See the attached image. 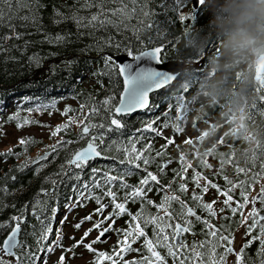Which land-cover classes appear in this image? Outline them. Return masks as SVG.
Masks as SVG:
<instances>
[{
    "label": "trees",
    "instance_id": "obj_1",
    "mask_svg": "<svg viewBox=\"0 0 264 264\" xmlns=\"http://www.w3.org/2000/svg\"><path fill=\"white\" fill-rule=\"evenodd\" d=\"M26 2L34 5V14L38 20L35 24L31 21H21L18 18L12 21L14 30L24 35L20 38H12V29L0 26V37L4 35L10 37L7 41L0 40V45L4 48L3 51H0V120H4L19 107L21 120L28 117L38 123L17 130L15 121L8 122L4 124L3 129H0V134L6 129L23 131L31 128L45 130L48 134L45 136L24 134L23 136H32L36 141L27 145L26 148L19 146L17 139L11 145L3 143V147H0V153L5 152L8 148H12L14 153H20L18 156L7 158L0 156V244L11 229L13 222L10 217L23 214L26 222L20 224L19 240L26 241L33 250H36L35 238L31 233L35 231L39 235L41 227L37 217L32 215L30 202L41 186H51L50 183L44 182V177L59 172V165L68 155L87 141V138L77 139L79 128L76 122L69 124L67 132H58L56 136L50 135L51 130L56 125L66 122L69 116H74L77 122L81 119H85L87 122L84 112H87L94 104L99 105V102L110 91L116 100L119 99L118 93L122 88V83L110 88L108 77L100 74V69H103V56L105 54L113 56L120 54L115 47H106L109 39L113 45H119L121 49L130 46L133 53L143 50L145 47L163 44L162 60H177L184 64L197 63L199 65L196 69L182 70L169 84V87L151 93L149 106L146 110L129 117H117L122 119L126 126L119 132L105 134L101 150L103 158L100 157L102 163L107 161L106 157H113L114 159H110L111 162L113 160L120 161L125 149H128L131 154L132 148L140 151L144 149L145 144H149L150 148L144 149L141 155L150 157L151 163L145 167L143 161H139L140 168H133L131 176L137 180L143 177L148 169L159 168L160 174L157 178L162 180L163 175L159 166L162 160L167 159L170 155L171 146L168 143V138L172 140L173 132L176 131L174 128H168V125L185 121L208 123L210 119H213L214 123L223 121L252 123V128H241L235 133L248 146V141L251 138L250 132H252V145L254 146L252 160L256 165L257 158L260 155L264 156V152L260 154L255 151L258 147L264 148V99H262L264 91L253 72L256 55L264 51V39L260 40L258 38L260 34H258L254 40L247 39L230 44L228 35L218 26L219 18L223 15L220 6L224 0H220L212 11H208L210 0H202L197 9H192L190 0H181L179 4H177V0H26ZM98 2L103 4L104 9H113L124 5L128 9L135 7V12L123 21L118 16L111 17L116 24L115 27L108 24L101 26L96 22L93 26H84L78 29L75 21L70 17L73 13L84 17L82 24L87 25V18L98 11L96 8ZM86 4L90 6L82 7ZM145 12L148 15H144ZM27 15H29L27 8H22L17 13V16ZM180 15L185 16L184 21H180ZM134 28L142 29V31L136 33L133 31ZM157 30L163 35L156 38L153 43H147V37L149 35L156 37ZM44 34L52 37L57 34H70L69 38L72 42L66 46L41 42ZM25 40L33 43L25 48ZM258 42L259 44H257ZM86 45H93V47L87 52L78 51ZM97 46H99V51L96 50ZM223 47H229L235 53L230 58L223 59L219 55L220 49ZM204 50H206L205 54ZM33 53L42 57L39 67L30 66L27 61V57ZM49 53H57V55H49ZM69 59L77 62L67 68L64 62ZM26 96L29 97V100L19 104V101ZM171 97L172 99H170ZM177 97L179 99H176ZM36 104H51L52 106L42 108L39 112L26 111ZM81 104L86 105L85 109H80ZM169 104H171V108L168 107ZM66 105L74 111L61 115ZM177 106L180 108L179 121L175 119ZM166 112L167 115H165ZM101 114H103V109H101ZM150 121L152 122L151 127L155 128L156 132L143 128V125ZM91 122L99 125L102 121L99 116H96L91 118ZM137 129L140 131H136ZM215 133L216 130H210L207 137L214 135L211 143L215 145L210 150V155L219 163ZM61 137L76 141V143L59 151L54 160L49 156L47 161L42 162L45 167L35 176L33 175L35 168L31 166L23 174L15 171L16 166L24 161L25 157L34 158L38 152L45 150L46 145L54 144ZM160 139L162 141L157 143ZM96 143L99 144L100 141L97 140ZM162 146L165 147L162 148ZM157 152H160L161 155L157 156ZM240 155L243 159L248 154L240 152ZM106 167L108 165L99 169L101 172L109 171ZM91 168V163L88 162L81 183L88 180ZM12 176L16 177L15 182L6 179ZM52 178L60 179L58 176ZM5 188H7V193L4 192ZM71 189L72 183L60 185L59 201L50 202L45 211L40 212L38 209L40 220H45L46 217L53 216L50 210L52 203H56L57 206V213L51 220L52 228L49 239L44 244L45 248L47 244L56 239V229L63 213L66 212L64 205L69 203L67 198L72 196L74 201ZM25 202H29L27 206H25ZM91 202L92 200H89L82 207L75 208L88 209L84 214L86 216L89 214ZM145 214L149 213L145 211ZM5 221H8V226H3ZM128 221V224L120 223L114 228H128L131 224L130 217ZM140 223L143 222L140 221ZM163 223L167 225L169 219L164 218ZM132 226L134 227V225ZM145 233L153 237V226L150 224L146 226ZM114 234L110 253L119 247L116 241L120 237L115 231ZM142 243V239L138 238L131 246L139 251L126 252V255L137 253L138 255L134 256L136 259L149 256L147 250L142 247ZM61 244L64 246V238L61 240ZM57 248L60 247H56L47 254V260ZM157 249L166 252L163 248L158 247ZM16 251L22 252L23 249L19 248ZM104 252L108 253V250L104 249ZM67 253H65L64 264H69V258L74 256L73 253L69 255ZM89 254L95 256L92 252ZM0 259L15 264L12 256H5L1 251ZM56 260L47 264H53ZM44 261L45 254L41 253L38 264H44ZM105 263L106 260L100 261V264Z\"/></svg>",
    "mask_w": 264,
    "mask_h": 264
},
{
    "label": "snow or ice",
    "instance_id": "obj_2",
    "mask_svg": "<svg viewBox=\"0 0 264 264\" xmlns=\"http://www.w3.org/2000/svg\"><path fill=\"white\" fill-rule=\"evenodd\" d=\"M180 2L181 0H177V4ZM192 3L195 6L197 0H192ZM199 4H201V0H199ZM85 6L90 5H82V7ZM22 8H27L29 10V15L17 16V13ZM96 8L98 11L91 14L87 18V25L82 24V21L85 18L75 15V13H73L70 18L75 21L78 29L84 26H93L96 22H98L101 26L108 24L115 27L116 24L113 19H111V17L118 16L121 21H123L131 17L135 12V7L128 9L124 5L113 9H104L103 4L99 2L96 4ZM34 13V5L27 3L26 0H0V26H5L12 29V38H20L22 35H24L23 33L16 32L14 30L12 21L18 18L21 21H31L33 24H35L38 20V17ZM144 15H148V13L145 12ZM179 19L180 21H184L185 16L180 15ZM37 31H39V28H37ZM133 31L139 33L142 31V29L134 28ZM162 35L163 33L157 30V36L153 37L149 35L147 37V43H153L156 38ZM69 36L70 34H57L55 37H52L48 34H44L41 42L66 46L72 42ZM9 38L10 37L8 35H4L3 37H0V40L7 41ZM30 43L33 42L25 40L24 47L26 48ZM141 43L143 44V42ZM13 47H16V45H13ZM92 47L93 45H86L84 48L79 49L78 51L87 52L91 50ZM106 47H115L116 51L121 53L115 57L112 54H105L103 56V69H100V74L102 76L108 77L110 88L119 86V83L122 81V88L118 93L119 99L116 100L115 96L110 91L109 94L99 102V105L94 104L87 112H84L87 122L85 119H81L77 122L75 121L74 116H69L66 122L56 125L51 130L50 135L56 136L58 132H67L69 124L76 122L79 128L77 139L79 140L87 138V143L83 147L75 149L68 155L63 163L59 165V172L44 177V182L50 183L51 186H41L36 196L30 202L32 205V215L37 217L41 227L39 235H37L35 231L31 233V235L35 238L36 250H33L31 246L26 243V241H21L18 239V235L21 231L20 224L26 222L25 216L23 214L13 215L10 217V220L13 222L11 225V230L8 231L7 235L3 239L2 244H0V250H2L4 254L12 256L14 258L15 264H38L41 253H44V264H47V254L51 253L56 247H60L62 251L58 259L54 261L53 264H64L65 253H73L74 255L75 253L73 250L75 247L82 244L85 250L95 254L97 258L95 264H100V261L103 260L109 261L110 264H118V262L119 264H145V261H147V264H166V257L157 251V248L159 247L165 249L166 255L173 258V264H205V260L203 259L204 252L197 250L198 247H204L203 241L200 242L199 246L195 241L193 242L191 248V257L185 256L184 259L180 258L179 254L182 250L184 252L188 251V247L180 239V235L182 233L191 231L192 222L190 220L184 219L183 223H175L173 234L169 236L166 233V228H170L172 225L171 223L165 225L163 220L164 218H168L171 221L172 214L170 211H165L164 216L145 214V203L148 205H153L159 211L160 209H167L168 202L175 200L181 204L182 209L186 208V213L182 212V215L194 216L196 221L202 222L205 227L209 228L208 236L211 237V240L208 244L210 264H225V257L234 251L232 232L235 231V229L231 228L232 215H235L238 211L242 210L243 204L249 202L247 194L244 191V184L246 183L245 181H238L237 184L232 185V188L240 187V196L243 201L242 203L236 202L235 207H233L230 203L233 200V197L225 192L223 206L219 209V213H224L225 209H227L232 215H220L219 219L221 223L218 228L214 225H209L208 220H201V217L195 215L192 208L186 207L183 201H180L178 196L166 195L162 197L160 204H154L152 200H147L146 191L150 190L148 188L149 182L155 181L157 184L159 183L157 176L152 172H147L146 176L141 179L136 186L126 183L124 177L126 175H130L133 168H140L139 161H143V165L145 167L151 163L150 157L141 155L144 149L150 148L149 144H145L144 149H141L140 151L132 148L131 154L129 153L128 149L124 150V159L119 161L120 174L118 176L110 175V171L113 169L101 172V170L98 168H91L89 170L88 180L81 183V180L83 179V172L87 163L94 158L102 156L101 150L103 149V139L105 134L119 132V130L126 126L124 121L117 117L128 116L129 114L134 113L136 110L145 109L147 106H149V94L154 90H158L162 86L167 85L169 83L168 74L175 70L173 63L164 66V62H162L159 58V53L164 47L163 44L150 48L145 47L144 50L133 53L130 46H125L124 49H121L119 45H113L111 39H109ZM3 50V46L0 45V51ZM96 50L99 51V46H97ZM49 55H57V53H49ZM27 61L30 66L39 67L42 57L33 53L27 57ZM76 62V60H66L64 62L65 67L70 68ZM101 87H103V85H101ZM170 99H172V97ZM176 99L179 98L177 97ZM27 100H29V97H23L19 101V104H23ZM51 106V104H36L34 107L29 108L26 111L39 112L42 108ZM85 107V104L80 105L81 110L85 109ZM157 107H159V105H157ZM168 107L171 108V104H169ZM101 109H103V114H101ZM69 111L74 110L70 109L66 105L63 112H61V115H65ZM175 112V119L176 121H179V106L175 108ZM165 115H167V112ZM96 116H99L102 121L99 125L91 122V118ZM13 121H15V128L17 130L25 126L38 123L37 121L31 120L28 117H25L21 120L19 116V107H17L16 111L9 114L4 120H0V129H3L4 124ZM151 123L152 122L150 121L144 124L143 128L151 129V131L156 132V129L151 127ZM174 129L179 131V127L176 125H174ZM136 131L140 130L137 129ZM3 134L6 135V133ZM157 135H159V133H157ZM97 140L100 141L99 144L96 143ZM35 142L36 141L33 139V137L28 135L17 138V144L22 148H26L27 145ZM171 142V138H168V143ZM72 143H76V141L66 140L61 137L60 139L56 140L54 144L46 145L45 150L42 153L38 152L34 158L25 157V160L16 166L15 171L17 173L23 174L25 170L31 166L35 168V171L33 172V175L35 176L43 167H45V164L42 162L47 161L49 156H51L54 160L56 158V154L59 151L66 149L67 146ZM163 147L165 146H162V148ZM18 155H20V153H14L12 148H8L5 152L0 153V156H4L5 158ZM156 155L159 156L161 153L157 152ZM181 161L184 162L183 154H181ZM159 167L162 170L164 164L162 163ZM208 167H210V165H208ZM241 171H243V169H236V172ZM53 176H58L60 179H53ZM197 176L198 173L193 170L192 179L194 181H196ZM261 177H264V164L260 165L259 173H252L251 177H249V180L251 182L259 183ZM6 179H10L11 181L15 182L16 177L12 176L7 177ZM225 179L227 178L225 177ZM66 183H72L71 191L74 194V201L72 196L67 198L69 203L64 205L66 211L70 212L73 208L77 206L82 207L85 202L94 200L97 207L93 209V213H95L96 216L100 218H97L95 222L91 223V226L83 231L79 239L69 236V240L74 242L66 247L61 244L63 236L61 229L57 228L56 239L47 244V247L45 248L44 244L49 239V233L52 228L51 220L57 213L56 203H52L50 209L53 216L46 217L45 220H40V212L47 210L50 202L59 201L60 185ZM117 183H119V189H126V191H124L123 199L120 202L117 200V191L113 190ZM207 184L208 181L205 180V185ZM211 187L215 188L218 193L220 192V189L216 184H212ZM251 187L252 183H248V188L250 189ZM105 188L107 191L104 190ZM179 189L183 191L185 189V185L181 183L179 185ZM97 190H99V192L102 194H97ZM204 191H207L206 187L201 189V192ZM4 192L7 193V188L4 189ZM41 197H43V199H41ZM105 198H107V200H105ZM193 198L197 201L200 199V197L195 196V194ZM257 199L260 200L261 207L264 208V184L260 185L258 195L252 197L253 205ZM137 200L142 202L140 208H138L136 213L133 214L128 211L126 204L129 201L136 202ZM28 203L29 202H25V206H27ZM214 203L215 202L213 201L201 205L202 209L207 210L208 214L212 217L217 216V210L213 208ZM108 207H111V211L107 212V214H103L104 210ZM38 209L40 212H38ZM124 214H127L130 217V226L125 229L114 228L116 218L121 217ZM249 218H251V224H245V221ZM66 219L67 217L65 216L61 219L60 223L63 224ZM92 219L93 214L90 213L81 217L80 220L72 224L71 227L74 229H79L84 221H92ZM258 219L264 221V216H259L257 208L253 206L247 215L242 216L240 220L236 221L237 227L241 225L245 227L244 235L248 238L245 240L244 244L239 246L240 250L234 252L235 264H244L242 261L244 249L251 245L253 240H258L260 244V247L257 249V254H264V224L261 225L260 235H251L253 229L257 226ZM225 220L229 221L227 226H225L223 223ZM140 221L143 223H140ZM158 221H160V223H158ZM125 223L128 224L129 221H125ZM105 224L107 225L106 227L104 226ZM149 224L153 226L154 239H150L145 233V227ZM132 225H134V227ZM3 226H8V221H5ZM94 229L97 230V235L95 238L88 243H83L84 239L88 237L90 232ZM111 230H114L117 233V236L120 237L116 241L119 247H117L111 253V255L104 251H97L92 247V245L95 243L101 242V238ZM217 235H219L218 241L216 240ZM138 238H142V247L146 249L150 255L147 257L142 256L139 259H122L126 252L139 251V249L133 248L131 246L138 240ZM19 248H22L23 251L17 252L16 249ZM217 248L221 249V251L218 253L219 260H216L213 256V254L216 253ZM198 257L200 258L199 261L196 259ZM0 264H10V262L0 259ZM258 264H264V259L259 260Z\"/></svg>",
    "mask_w": 264,
    "mask_h": 264
},
{
    "label": "flooded vegetation",
    "instance_id": "obj_3",
    "mask_svg": "<svg viewBox=\"0 0 264 264\" xmlns=\"http://www.w3.org/2000/svg\"><path fill=\"white\" fill-rule=\"evenodd\" d=\"M191 1V0H190ZM206 48V47H205ZM206 50H204L205 54ZM211 55V54H210ZM184 64V63H183ZM199 64L197 63H188L185 64L184 69H196ZM182 69V70H184ZM255 74V73H254ZM257 78V82L260 76L255 75ZM259 84V83H258ZM170 85H166L164 88L169 87ZM264 91V87H262ZM161 90V89H160ZM158 90V91H160ZM156 91V92H158ZM262 99H264V93L262 95ZM147 109V108H146ZM144 109V110H146ZM141 110L140 112H142ZM132 116L128 115L127 117ZM174 125L179 127V131L173 132V139L172 142L169 143L171 146L170 155L167 159H163L160 165L164 164V170H160L161 174L163 175L162 180H157L159 183L155 181H150L148 188L150 190L146 191V199L152 200L154 204H160L162 197L166 195L171 196H178L180 201H183L186 207H190L193 209L195 215L200 216L201 220H208L209 225H214L217 228L219 227L221 221L219 219L220 215H232L225 209L224 213H219V209L223 206V200L225 198V192L233 197V200L230 202L233 207H235L236 202H243L240 196V187L232 188L233 184H237L238 181H245L244 184V191L247 194L248 203L243 204L242 210L238 211L235 215H232V223L231 228L235 229L232 232L233 236V253H229L225 257V264H235V251H239V246L244 244L245 240L248 238L244 235L245 227L243 225L237 227L236 221L240 220L242 216H245L249 213L250 209L255 206L258 210L259 216H264V208L261 207L260 200L257 199L252 202V197L257 196L259 193L260 185L264 184V177H261L259 183L251 182L249 177H251L253 172L259 173L260 172V165L264 164V156L260 155L257 158V165L252 160V149L254 146L252 145V132H250L251 138L248 141V146L245 145V141L239 138V135L235 133V131L245 128L251 127L252 123H239V122H213V119H210L208 123L202 122H189V123H173L169 124L168 128H174ZM155 126V125H154ZM194 129L197 133H195V138L193 140L187 136L186 131L187 129ZM210 130H216L215 135L217 136V154L219 155V163L212 159L210 155V150L214 147L215 144H212L211 141L214 138V135L211 137H207ZM158 141L157 143H160ZM156 143V144H157ZM208 146V147H206ZM209 150V151H207ZM258 153L262 154L264 152L263 147H258L255 149ZM240 152H247V157L241 159ZM181 154L184 156V162L181 161ZM103 158V157H102ZM102 158H95L91 161L92 168H102L103 166L108 165V170L113 169L110 171V175L118 176L120 174V165L119 161L113 160L112 162L110 159H114L113 157H106L107 161L105 163L101 162ZM124 159V155L122 160ZM210 165V167H208ZM148 166V165H147ZM243 169L241 172H236V169ZM193 170L198 173L196 181L192 179L193 177ZM147 172H152L154 175L158 177L159 168L156 170L148 169ZM147 172L143 175V177L135 180L131 174L126 175L124 177L127 184L136 186L138 182L143 179ZM182 173V176H181ZM225 177L227 179H225ZM205 180L208 181V184L205 185ZM183 183L185 185V189L181 191L179 189V185ZM248 183H252V187L248 188ZM216 184L217 187L220 189L218 193L215 188H212L211 185ZM167 186V187H166ZM207 188V191L201 192L202 188ZM159 189V190H158ZM107 191V189H104ZM117 191V200L120 202L123 199L124 191L126 189H119V183H117L113 189ZM100 193L97 190V194ZM102 194V193H101ZM200 197L199 201L195 200L193 196ZM118 195H120L118 197ZM107 200V198H105ZM215 202L213 204V208L217 210V216L212 217L208 214L207 210L202 209L201 205L204 203ZM140 200H137L135 203H131L130 201L126 204V208L129 212L135 214L134 212L140 208L141 205ZM97 205L94 200L90 203L89 207V214H93V219L90 221L91 223L95 222L97 217L95 213H93V209L96 208ZM136 208V209H134ZM144 210L147 211L151 215L156 216H163L165 211H170L172 214L171 223L172 227L166 229V233L171 236L173 234V229L175 223H183L184 219H188L192 222L191 231L187 233H182L180 235V239L184 242L185 245L188 247V251L184 252L181 251L180 258L184 259L185 256L191 257V248L193 242L195 241L199 246L200 242H204V247L199 248L197 250L204 252L203 259L205 260V264H210L209 261V241L211 237L208 236L209 228L205 227L202 222H198L195 220L194 216H187L182 215L186 213V208L182 209L181 204L175 200L169 201L167 209H160L157 210L156 207L153 205L144 204ZM111 211V207H108L104 210L103 214H107V212ZM152 211V212H150ZM129 216L127 214L122 215L121 217L116 218L115 225L120 223L126 224L125 221H128ZM168 223V224H169ZM225 226L229 224V221H223ZM245 224H251V218L245 221ZM264 224V221L258 219L257 226L253 229L251 235H260L261 225ZM106 225V224H105ZM104 225V226H105ZM97 232V230L94 229ZM227 234V233H224ZM147 235V234H146ZM148 236V235H147ZM115 234L114 230H111V236L103 242H98L100 248H95L97 251H104V249L108 250V254L111 253V243L106 242L113 238L114 240ZM150 239H154V237L148 236ZM142 239V238H139ZM216 240H219V235H217ZM171 242V241H170ZM105 245V246H103ZM260 247L258 240H253L252 244L249 245L247 248L244 249V253L242 255V261L244 264H258V261L264 259V254L258 255L257 249ZM161 255L166 257V264H173V258L171 256H167L166 252L160 251ZM219 251L221 249L217 248L216 253L213 254L216 260H219ZM130 255V256H129ZM136 254L126 253L124 254L122 259L131 260L134 258ZM199 261V257L196 258ZM95 256L92 255L91 263L95 264ZM105 264H110L109 261L106 260ZM119 264V262H118ZM147 264V261H145Z\"/></svg>",
    "mask_w": 264,
    "mask_h": 264
},
{
    "label": "rangeland",
    "instance_id": "obj_4",
    "mask_svg": "<svg viewBox=\"0 0 264 264\" xmlns=\"http://www.w3.org/2000/svg\"><path fill=\"white\" fill-rule=\"evenodd\" d=\"M219 2H220V0H210V5L208 7V11H212ZM259 39L261 40V37ZM257 44H259V42ZM251 49H252V47H251ZM220 52L221 53L219 55H221V58H223V59L230 58L232 56V54L235 53V52H232V50L229 47L221 48ZM182 65L185 66V64H183V62H182ZM189 122L190 121H185L184 123H189ZM185 131H186L187 136H189L191 140H193L195 138V133H197V132L194 129L189 128ZM3 133H6V135H4ZM3 133L0 134V143H1L0 147H3L2 146L3 143H6V144L10 143V145H11L15 141V139L23 136L24 134H34L36 136H40V135L45 136L48 134L47 131L37 129V128H31V129H27V130H23V131H14L13 129H6V131ZM206 147H208V146H206ZM87 210L88 209L81 210V209L73 208L70 212L66 211L67 213L66 212L63 213L61 219L64 218L65 216L67 217V219L63 224H61L59 222L58 228L61 229V233H62V236L64 238V246L65 247L74 242V241L69 240V238H68L69 236H73L75 239H79L80 236L82 235L83 231L91 226L90 221H84L81 224V227L79 229H74L71 227L72 224H74L77 220H79L82 216H84V214ZM61 219H60V221H61ZM96 235H97V232L92 230L90 232L89 236L84 239L83 243H88L89 241L94 239ZM111 242H113V238L108 240L105 245H107L108 243H111ZM98 244L99 243H95L94 245H92V247L100 248L101 245L99 246ZM105 245H103V246H105ZM61 251H62L61 248H57L53 252V254L49 257V259L47 260V263H50L51 261L58 259ZM74 253H75L74 256L72 258H69V264H92L91 263L92 255H90L89 252L83 248L82 244L75 247ZM69 254L70 253H67V255H69Z\"/></svg>",
    "mask_w": 264,
    "mask_h": 264
},
{
    "label": "clouds",
    "instance_id": "obj_5",
    "mask_svg": "<svg viewBox=\"0 0 264 264\" xmlns=\"http://www.w3.org/2000/svg\"><path fill=\"white\" fill-rule=\"evenodd\" d=\"M218 26L228 35L229 43L249 39L258 30L264 39V0H224Z\"/></svg>",
    "mask_w": 264,
    "mask_h": 264
},
{
    "label": "water",
    "instance_id": "obj_6",
    "mask_svg": "<svg viewBox=\"0 0 264 264\" xmlns=\"http://www.w3.org/2000/svg\"><path fill=\"white\" fill-rule=\"evenodd\" d=\"M190 4H191V7H192V9H197L198 7H199V0H197V3H196V5L194 6L193 5V3H192V0L190 1ZM258 34H259V31L258 30H252L251 32H250V39H252V40H254L257 36H258ZM156 46H159V45H156ZM152 47H154V46H152ZM150 48V47H149ZM144 50V49H143ZM140 51H142V50H140ZM121 54V53H120ZM120 54H117V55H120ZM116 55H114V57H115ZM159 58H160V60L162 61V62H164V66H167V65H170L171 63H173L174 64V66H175V70L172 72V73H170V74H168V77H169V83L167 84V85H169L170 83H172L175 79H176V77L179 75V73L182 71V69L183 68H185L183 65H182V62H179V61H177V60H162L161 59V52L159 53ZM130 59V58H129ZM254 73L256 74V75H258V76H260L259 77V79H258V83H259V85H261L262 87H264V51L263 52H261L260 54H258L257 56H256V58H255V64H254ZM121 83H122V81H121ZM166 86V85H165ZM165 86H162L160 89H162L163 87H165ZM160 89H158V90H160ZM158 90H154L153 92H156V91H158ZM153 92H151V93H153ZM150 93V94H151ZM150 94H149V99H150ZM148 107V106H147ZM146 107V108H147ZM145 108V109H146ZM141 110H144V109H141ZM141 110H136L134 113H132V114H129V115H134V114H136L137 112H139V111H141ZM87 143V141L84 143V145ZM84 145H82L81 147H83ZM207 151H209V150H207ZM42 153V152H41ZM103 156V155H102ZM101 156V157H102ZM98 158H100V157H98ZM95 159V158H94ZM80 220V219H79ZM79 220H77V221H79ZM76 221V222H77ZM107 225H105V227H106ZM11 230V229H10ZM9 230V231H10ZM8 233V232H7ZM7 235V234H6ZM5 235V236H6ZM4 236V237H5ZM111 236V231H109V232H107L106 234H105V236L104 237H102L101 238V242L102 241H104V240H106V239H108L109 237ZM4 239V238H3ZM18 239H19V235H18ZM2 242H3V240H2ZM2 244V243H1ZM2 253H3V251L2 250H0ZM3 255H5V256H8V255H6V254H4L3 253ZM10 256V255H9Z\"/></svg>",
    "mask_w": 264,
    "mask_h": 264
}]
</instances>
